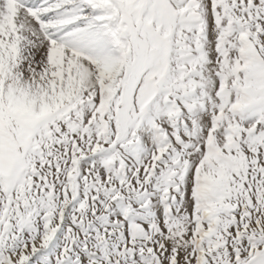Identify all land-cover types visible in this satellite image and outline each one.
<instances>
[{"label": "snow or ice", "instance_id": "snow-or-ice-1", "mask_svg": "<svg viewBox=\"0 0 264 264\" xmlns=\"http://www.w3.org/2000/svg\"><path fill=\"white\" fill-rule=\"evenodd\" d=\"M0 264H264V0H0Z\"/></svg>", "mask_w": 264, "mask_h": 264}]
</instances>
